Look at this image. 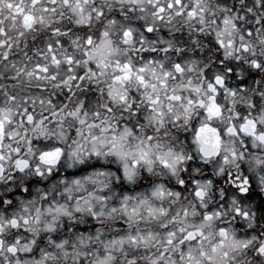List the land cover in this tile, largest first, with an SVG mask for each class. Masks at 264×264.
Returning <instances> with one entry per match:
<instances>
[{
  "label": "clouds",
  "instance_id": "obj_1",
  "mask_svg": "<svg viewBox=\"0 0 264 264\" xmlns=\"http://www.w3.org/2000/svg\"><path fill=\"white\" fill-rule=\"evenodd\" d=\"M0 264H264V0H0Z\"/></svg>",
  "mask_w": 264,
  "mask_h": 264
}]
</instances>
